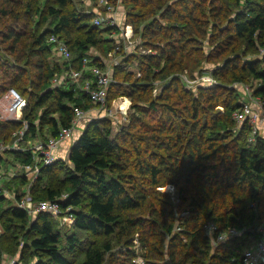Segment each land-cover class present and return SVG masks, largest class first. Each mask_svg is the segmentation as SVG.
Masks as SVG:
<instances>
[{
	"label": "trees",
	"instance_id": "1",
	"mask_svg": "<svg viewBox=\"0 0 264 264\" xmlns=\"http://www.w3.org/2000/svg\"><path fill=\"white\" fill-rule=\"evenodd\" d=\"M123 1L124 23L133 26L135 34L152 50L138 58L139 69L144 72L140 83L121 91V95L134 100L129 128L117 133L111 125L102 126V119L93 120L74 141L67 162L59 159L42 167L29 183L35 201L66 195L61 205L71 207L75 230L66 237L67 247L61 246L63 235L51 214L43 212L31 218L18 206L26 191L19 193L17 189L15 204L0 211V240L8 235H14L16 241L22 239L21 257L15 264H74L72 257L78 250L84 255L80 264H105L113 250L112 242L85 241L84 233L114 236L127 245L133 244L139 234L146 249L145 264H157L165 257L161 236L156 238L154 232L160 225L162 234L169 237L166 257L171 263L237 264L247 241L254 242L264 233V138L258 136L254 144L249 143L250 125L245 122L239 126L234 121L242 102L241 92L213 86L201 89L199 97L187 96L185 91H178V79L173 74L182 72L185 60L186 68L195 65L203 44L210 43L213 50L206 59L224 55L212 74L222 79L230 72V82L239 84L250 85L256 80L254 95L264 99V56L258 55L264 47V0ZM72 2L0 0V45L6 47L0 48V68H4L0 96L14 88L26 99L28 108L23 117L30 123L24 138L27 145L56 136L60 127H69L76 107L88 110L93 106L79 89L53 86L54 76L70 64L81 69L91 49L101 53L93 57L91 65L105 69L107 57L119 48L115 38L106 39L103 31L90 22L94 14L70 10ZM33 15L37 18L31 25ZM51 17L54 26L40 32L39 25ZM5 19L10 22L2 29ZM26 19L22 30L19 24ZM75 31L83 33L74 37ZM52 35L68 44L71 62H47ZM8 55L14 56V61L10 62ZM250 55L255 58H246ZM112 77H116L115 71ZM157 79L164 89L161 98L153 100L148 94ZM144 81L148 84H142ZM114 86L115 81L108 91V105L116 97ZM20 91L28 93V98ZM220 93L226 97L222 99ZM220 105L224 112H214ZM149 113L156 117L152 123L144 119ZM21 129L22 122L0 121V148ZM6 153L13 155L21 168L33 164L30 149H5L0 153L1 167L8 166ZM17 178L20 186L28 185L25 175ZM44 179L48 183L37 194ZM168 185L177 188L178 205L186 206L177 222L175 208L163 205L157 209L154 204L161 197L165 204L172 205L170 195L159 190ZM247 199L257 202L261 212L257 213V206ZM4 201L0 188V204ZM145 207H152L149 212L154 219L129 214ZM209 223L218 226V233L230 227L242 233L214 246L203 230ZM258 225H263V232H258ZM124 257L127 261L123 264H133L130 249L122 251Z\"/></svg>",
	"mask_w": 264,
	"mask_h": 264
},
{
	"label": "rangeland",
	"instance_id": "2",
	"mask_svg": "<svg viewBox=\"0 0 264 264\" xmlns=\"http://www.w3.org/2000/svg\"><path fill=\"white\" fill-rule=\"evenodd\" d=\"M72 1L73 2L71 3V6H69L70 10L74 9L80 13L94 14L90 22L93 25H95L97 28H99L100 31H103V37H105L106 39L115 38L117 40L119 47L120 48L122 46L124 47L123 49H120L118 52L113 54L112 60L110 59V57H107V67L105 69H108L111 74L114 71L116 72V77L114 78L115 86L113 88L114 90L113 92L116 97L115 99L110 100L111 102L108 108L109 110L111 109V111L109 113L108 112L103 113V115L105 116L99 115V112L95 110L96 108L92 106L94 108L93 110L95 111L93 113L95 117H93L92 120H87L86 125H85L86 128H89L90 126H92L91 124L93 120L99 121L100 119H102V121H105L102 123V126L111 125L116 129V132L119 133L120 129H122L123 127L128 129L130 126L129 119H130L131 112H132V104L134 102V100L131 97L127 95H121L123 94L121 93V91L124 89H129L130 87H132V85L136 83H140L141 81L140 79H142L141 76L144 72L139 69L140 62L138 58L140 57V55L151 53L152 50L144 44L140 35L135 34L133 26H132V29H127L129 32L132 30L134 34L133 38L131 40H125L122 37L121 28H124L126 26V24L124 23L125 3L123 0H112L111 2L110 0H96V1L94 0H72ZM106 2H108V4H106ZM108 6H113L115 8V12L117 13L116 21L119 23V27L109 26L107 19H106L108 18V14H109ZM97 17L103 18L104 22L101 25L96 24L95 20ZM36 18H37L36 15H33L30 18L31 25H34V21ZM53 20L54 18L51 17L47 23L40 24L39 25L40 32L50 27L52 28V26H54V23L51 24ZM9 22L10 21H7V19H5L3 25L1 26L2 29H4L5 26L8 25ZM24 22H28V19L21 20L19 24V28H21L22 30L25 28V26L23 25ZM116 28H118L120 32L117 31ZM30 29L31 28L29 27V30ZM108 29L109 31H106ZM82 33H83L82 31H75L73 32V36L76 37ZM0 48H6V47L3 45H0ZM196 48L199 49L200 46H196ZM202 48L203 50H201L200 57L197 60L198 64L196 63L195 65H190L188 68H186V60H185L182 65V69H183L182 72L176 71L173 74V78L178 79L177 81V87L179 89L178 91L183 90L185 91L187 96L191 95V96L199 97V92L201 89L208 90L210 87H213V86H222L223 90L228 89L231 91L233 90L235 92L242 93L243 87L241 88V86L237 85L238 83L236 82H230V79H231L230 72L227 73V77L224 75L222 79H218L212 74L213 69H215L216 66L224 60V55L218 59H213L212 61H209L208 59H206V56L210 53V51L212 52L213 50L212 45L210 43H204ZM261 48L262 46L260 47L259 52H258V55L260 57H262L260 55ZM100 54H101L100 51H98L97 49H91L89 52L90 62H92L93 57L100 55ZM72 55L73 57H75L76 53L73 52ZM227 56L228 55L226 54L225 58ZM254 56L255 55L253 56L250 55V56H247L246 58H249V57L255 58ZM128 57H129V60L127 59ZM6 58L10 62L14 61V56L8 55ZM63 61L64 60L60 58L52 50H51V53L47 56V62H49L51 65L60 64ZM240 63H242V61H240ZM3 72H4V68L2 69L0 68V84H2L4 80L2 76ZM60 75L61 74L57 73L55 76H60ZM144 82L145 83H142V84H145V85L148 84L147 81H144ZM249 84L250 85L243 83L242 85H245V87L250 86L254 90L255 88L254 86L258 84V81L251 80ZM150 86H151L149 90L150 93L148 94V97H151L153 100H158L159 98H161L162 96L161 94L163 92L162 90L164 89L163 82L157 79L156 81L151 83ZM186 91H189V92H186ZM20 92L23 93L26 96V98H28V93L26 94L23 91H20ZM207 94H208V91H205L204 97L208 96ZM220 95L222 96V99L226 97V94L220 93ZM242 100H243V97H242ZM145 104H148V103H145ZM27 108H28V105H27ZM179 108L181 110L180 113H182L183 111L182 107L180 106ZM37 111L41 112V110L39 109H37ZM217 111L223 113L224 107L221 105L215 107L214 112H217ZM208 113L213 114V111H210ZM155 118L156 117L154 115L149 113L147 117H145L144 119L148 123H152L155 121ZM175 127H176V124H175ZM39 140H43V138H39ZM15 142H16L15 138L11 139L10 137L7 141V144H4L5 149H13L12 146L15 144ZM17 144L19 148L16 147V149L14 150L33 148L32 145H27V142H25L24 140L19 141ZM67 156H68V153H66V156L63 157L62 159L60 158V160L67 162L68 161ZM4 159L7 161L8 166L7 164H4L2 167L3 171L5 172V180L0 186V188H1L2 194L5 196V201L0 204V211H2V209H7L11 205L15 204L16 189L18 190L19 193H21V191L25 190V188H28L29 190V188L31 187L29 183L27 186L19 185L20 180L17 178V176H20L22 170L19 165L20 163H18L14 159L13 155H11L10 153L8 154L6 153L4 155ZM56 172L59 173L60 171L57 170ZM62 176L63 174L60 173L59 177H62ZM47 183H48V180L44 179V181L38 185L36 193L41 194L42 189L44 188V186H46ZM159 190L163 193H167L168 195H170L169 197L171 199L172 205L165 204L164 198L159 197L157 198L158 201L154 202L155 208L159 209L163 205L168 206L169 209L175 208L176 215H175L174 220L177 222V219L184 214V211L186 208V206L184 205L183 206L178 205L179 198L176 192L177 188H175V186L169 185V187H164V186L160 187ZM247 200H249V202H251L253 206H257V209H256L257 213L261 212L258 209L259 207L257 205V202H252L250 201V199H247ZM151 208L152 207H149V208L145 207L135 212L132 211L129 214L136 216L137 218H147V219L153 218L154 219L155 216L151 215V213L149 212ZM203 220H206V218H204ZM55 224L61 230V233L63 235L61 246L67 247L68 245L66 242V239H67L66 237L67 235L72 234L75 231L73 227L74 221L62 222V221L55 219ZM257 229H258V232L262 231L263 225H260V226L258 225ZM162 231L163 229L160 225H157L154 227L156 238H159V236H161L160 241L162 242L161 244H162V247L165 253V257L160 260H157L156 262L157 264H173L166 257V250H167V245L169 243V237L167 238L165 234H162ZM2 233H3V228L0 225V236L2 235ZM138 236L139 234H136L133 240V244L131 245L129 244L130 246L127 245L125 242L119 243L117 238L114 236H109V237L105 235L95 236L90 233H84L82 237H83V240L85 241L86 240H96L99 243H103L105 241L112 242L113 250L111 254H107L105 264H123L124 262L126 263L127 260L125 259V257L124 259L122 258V251H125L127 249H130L134 255L133 264H145L146 260H145L144 254L146 253V249L143 248V246L141 245L138 239L139 238ZM13 237L14 235H8L6 238H3L2 240H0V249L3 251V264H15L20 260L22 249H23V244L21 241L22 239L19 238V240L16 241V239ZM251 240L252 239L247 241L248 246L253 244ZM83 256H84L83 252L81 250H78L77 253L72 257L74 260V264H80L81 260L83 259Z\"/></svg>",
	"mask_w": 264,
	"mask_h": 264
},
{
	"label": "built area",
	"instance_id": "3",
	"mask_svg": "<svg viewBox=\"0 0 264 264\" xmlns=\"http://www.w3.org/2000/svg\"><path fill=\"white\" fill-rule=\"evenodd\" d=\"M108 4V2H106ZM109 14L107 22L109 26L119 27L116 21V12L113 6H108ZM97 25H101L104 20L97 17L95 20ZM121 28V27H120ZM122 37L125 40H131L134 36L132 30L129 32L127 29H132L131 25H126L121 28ZM49 43L53 52H55L64 61L71 62V53L68 44L59 36L52 35L49 38ZM120 47L110 53L112 60ZM260 55L264 56V47L261 48ZM116 62V60H115ZM90 60L84 58L81 69H76L70 64L60 76H54L52 79L53 86L62 88H76L83 94L87 95L91 100L93 107L103 115L105 112H110L108 105V91L114 79L108 69H101L98 66L90 64ZM241 86L243 100L240 108L234 113L233 118L236 123L241 126L247 122L251 131L248 137V142L254 144L257 137H263L261 133V123L264 121V99L254 95V90L242 84ZM27 107L26 99L14 88H9L5 93L0 96V121L1 122H22V129L15 133V144L13 149L19 148L18 142L23 141L26 133L29 130L30 123L24 119L23 113ZM88 110L79 107L75 108V114L69 127H60L56 136H50L46 140L37 139L30 149L32 154L33 164L31 166L23 167L21 170L25 172L26 178L32 183L38 176L42 167L53 165L57 162L58 151L65 144L74 142L79 134L84 130L81 124L87 120H92L95 115H91L94 108ZM105 116V115H103ZM264 138V137H263ZM5 150L4 145L0 148V153ZM26 151L27 149H20ZM5 180V172L0 166V186ZM169 187V185L167 186ZM162 189V188H161ZM66 195H63L55 200H42L35 201L30 196L29 190L18 202V206L25 210L31 218L37 217L40 213L47 212L51 214L54 219L67 222L74 221L73 216L70 214L71 207L64 208L61 205V200H64ZM205 235L211 240L212 244L226 242L229 239H234L239 236L242 231L230 227L225 232L218 233V226L214 223L206 224L203 228ZM263 232V230L261 231ZM237 264H264V233L258 240H255L252 245L246 246L237 258Z\"/></svg>",
	"mask_w": 264,
	"mask_h": 264
},
{
	"label": "crops",
	"instance_id": "4",
	"mask_svg": "<svg viewBox=\"0 0 264 264\" xmlns=\"http://www.w3.org/2000/svg\"><path fill=\"white\" fill-rule=\"evenodd\" d=\"M94 112L95 111H93V112L91 111L90 114L93 115ZM85 125H86V122H83L81 124L82 127H85ZM261 133H262V136L264 137V121L261 123ZM73 143L74 142H72L71 144H69V146H68V144H65L64 146L61 147V149L58 151V154H57L58 159H60V158L62 159L63 157H65L66 156V153H68L67 158L69 159V154H70V150H71V147H72ZM20 175H25V172L21 171V174ZM28 183H30L29 180H28ZM25 191L27 192L28 191V188H25Z\"/></svg>",
	"mask_w": 264,
	"mask_h": 264
}]
</instances>
